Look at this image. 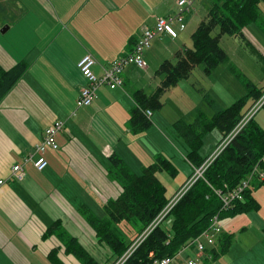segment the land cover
I'll return each instance as SVG.
<instances>
[{"label":"crops","instance_id":"obj_1","mask_svg":"<svg viewBox=\"0 0 264 264\" xmlns=\"http://www.w3.org/2000/svg\"><path fill=\"white\" fill-rule=\"evenodd\" d=\"M200 2L184 13V26L176 37L162 33L153 41L166 40L177 49L187 46L178 40L188 22L195 27L209 7ZM176 9V0H0V67L26 65L0 100V180L4 181L0 184V264H80L66 254L56 235L44 236L53 221H60L93 253L97 237L85 216L88 212L104 217V203L122 190L118 178L108 177L110 157L124 162L129 154L144 156L129 125L139 107L133 92L150 93L161 78L144 77L150 66L143 52L145 68L126 65L119 87L101 85L93 102L80 106V89L87 80L77 62L89 53L96 60L92 71L100 76L104 67L133 48L156 17L172 16ZM54 120L64 123L56 135L58 148L47 147L40 153L35 148ZM220 138L219 133L217 142ZM40 156L47 160L41 171L33 164ZM14 164L22 166L20 180L12 177ZM258 225L263 229L264 219ZM223 235L221 231L219 236ZM57 246L51 259L48 253ZM107 248H102L106 256L101 264L113 259ZM217 248L218 243L201 253L190 245L180 258L210 260L211 250L219 252Z\"/></svg>","mask_w":264,"mask_h":264},{"label":"trees","instance_id":"obj_2","mask_svg":"<svg viewBox=\"0 0 264 264\" xmlns=\"http://www.w3.org/2000/svg\"><path fill=\"white\" fill-rule=\"evenodd\" d=\"M261 4L264 6V0H210L209 7L201 14L191 33L192 46L183 45L174 52L172 58L162 60L155 71L162 77L151 94L140 89L133 92L139 107L131 114V130L137 133L148 127L150 118L144 110L149 109L152 112L159 109L162 106V93L188 78L196 67L201 66L204 73H210L226 61L227 54L219 44L223 35L234 36L241 43L247 42L243 27L251 22H255L264 34V7ZM257 54L258 57L260 54ZM258 59L264 63V54ZM25 70L26 65L23 62H17L9 69L0 67V100ZM245 86V95L211 117L206 118L199 112L190 123L183 120L173 122L175 130L190 150L187 159L191 162L192 169L199 167L207 157L198 153L203 135L216 129L221 134L217 142L219 143L264 94L263 87L254 86L249 80L245 82ZM110 159L113 165H119L123 171V177L119 180L122 190L115 198L104 203V217L99 218L87 212L85 220L94 230L97 240L107 245L113 256L112 261L115 262L146 227L153 225L170 200L157 174L167 171L174 175L176 169L169 160L157 157L153 163L143 167L140 174H130L120 158L111 156ZM254 168L256 172L255 175L252 174L249 185L240 192L238 198L224 206L216 191L226 193L233 190ZM260 173L262 177L259 176ZM263 183L264 129L256 124L253 115L214 157L202 177L189 186L122 264H151L156 258L172 256L189 240L204 231L214 217L221 219L223 216L231 217L258 209L259 203L254 192ZM121 223L129 225L128 235L135 232L128 237L129 240L119 230ZM262 230L264 232V225ZM49 234L56 235L65 252L73 255L80 264H101L75 236L62 227L60 221H53L45 230L44 236ZM217 243L218 251L222 253L228 250L230 239L225 235L219 236ZM58 247L49 251L48 256L51 259L55 258ZM211 251L214 257L219 253ZM58 264L63 263L58 261Z\"/></svg>","mask_w":264,"mask_h":264},{"label":"rangeland","instance_id":"obj_3","mask_svg":"<svg viewBox=\"0 0 264 264\" xmlns=\"http://www.w3.org/2000/svg\"><path fill=\"white\" fill-rule=\"evenodd\" d=\"M200 3L208 6L210 2L209 0H201ZM199 5H196L195 8H198ZM261 7L264 6L261 4ZM191 17H194L193 14ZM178 30L176 29V32ZM192 30H194V23L188 22L187 29L183 32L184 35L178 40L181 46L183 42L188 47L192 46ZM243 32L247 42L241 43L234 36L223 35L221 37L219 44L227 54L224 63L216 66L210 73H204L201 66H198L193 70L188 81L187 78L183 79L179 86L175 85L162 93V106L159 109H154L150 114H146L147 117H151L149 119L150 125L143 131L136 133L139 137L138 148L144 156L140 158L129 154L123 159L124 166L128 168L130 174L136 172V174H140L142 168L153 163L157 157L169 160L175 167L176 173L171 175L167 171H161L157 174L165 186V193L168 198L174 195L178 190L177 188L186 181L193 170L191 162L187 159L190 150L175 130L173 122L183 120L190 123L199 112L203 113L206 118L211 117L246 94L245 82L247 80L256 87L264 88V63L258 59L264 54V34L255 22L246 24L243 27ZM156 36L152 38V41ZM151 44L148 46L149 49L146 48L147 50L144 51L145 60L150 66L148 75L137 74L148 78L155 76L159 80L162 76L155 73L156 69L162 59L171 58L177 48L174 43L172 46L171 43L167 44L166 40L155 39ZM171 48L173 49L171 50ZM255 51L260 54L258 57ZM155 87L151 89L152 92ZM152 92H146V94ZM151 114L153 115L151 116ZM156 118L157 122L155 123L153 121ZM254 121L264 129V107L256 111ZM218 136L219 132L216 129L205 133L198 149L199 155L211 154L218 144L216 139ZM109 160L112 161V159ZM107 168L109 178L114 177L120 180L123 177V171L119 165H111ZM254 194L259 203L258 209L231 217L223 216L219 219L221 231L230 239L228 250L219 252L210 260L200 259L197 261L198 264H264V232L262 226L258 225L259 220L264 219V183L255 188ZM177 201V199L173 200L174 203ZM167 223L168 221L165 224ZM148 228L149 226L146 227V229ZM119 230L125 236V233L129 231V225L124 223ZM133 234L127 235V239L129 240L128 237ZM102 248H107V245L103 241L97 240V245L93 247V250L90 249L93 252L91 255L101 262L106 256ZM115 262L111 260L109 264ZM103 264L105 263L103 262Z\"/></svg>","mask_w":264,"mask_h":264},{"label":"built area","instance_id":"obj_4","mask_svg":"<svg viewBox=\"0 0 264 264\" xmlns=\"http://www.w3.org/2000/svg\"><path fill=\"white\" fill-rule=\"evenodd\" d=\"M198 0H176L177 9L172 16H158L155 19V23L152 27H145L140 36L137 38L133 48L126 53L121 58L112 61L108 67H104L100 76H97L92 71V66L96 63L94 57L89 53L84 54L77 62V67L81 74L86 78L87 84L80 89L79 93V105L87 106L92 103L93 99L96 97V90L101 85H107L110 88L119 87L122 83L121 72L123 71L126 65H135L138 68H145V61L143 58V52L151 44L152 38L156 35L165 33L170 37L174 38L177 35L176 29H183V16L185 12H188L193 4ZM264 103V94L256 101L244 114L235 128L226 135L217 145L215 150L206 157L203 163L193 169L192 173L186 181L176 190L174 195L170 198L167 205L163 208L161 214L153 222V225H149L148 229H145L140 233L136 239L132 242L130 247L123 255L116 260L114 264H122L124 259L131 253V251L136 247L140 240L150 231V229L158 223L164 215L172 207L174 199L179 200L180 197L185 193L189 186L199 177H202L204 170L214 159V157L229 143L233 136L244 126V124L250 120L256 111L261 108ZM149 109L145 110V114H150ZM64 123L59 120H54L51 122L44 130V138L36 146V150L40 153H43L47 147L52 149L58 148V143L56 141V135L59 131L63 130ZM35 168L39 171L43 170L47 164V160L40 156L33 162ZM255 168L248 175L247 178L243 179L242 182L235 187L233 190L222 193L216 191L217 194L221 197V200L224 206H228L229 203L234 199L238 198L240 192L249 185L252 180V176L255 175ZM253 174V175H252ZM262 177V174H259ZM12 177H15L17 180L22 178V166L20 164H14L12 166ZM4 181L0 180V184ZM178 197V198H177ZM173 203V204H172ZM221 232V225L219 219L214 217L211 220L210 225L202 231L197 237L189 240L177 253L172 256H165L162 258H156L152 261L151 264H198L197 260L194 257L181 259L180 255L182 251L190 245H193L194 248L199 252H204L207 247L213 246L216 242L217 236ZM179 259V260H178ZM178 261V262H176Z\"/></svg>","mask_w":264,"mask_h":264}]
</instances>
